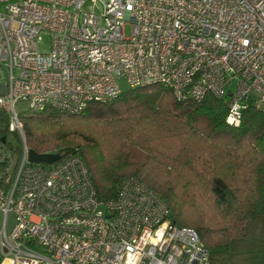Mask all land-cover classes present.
Masks as SVG:
<instances>
[{"label": "built area", "instance_id": "built-area-1", "mask_svg": "<svg viewBox=\"0 0 264 264\" xmlns=\"http://www.w3.org/2000/svg\"><path fill=\"white\" fill-rule=\"evenodd\" d=\"M0 68V108L22 139L17 158L0 146L5 264H211L197 232L170 220L140 178L101 199L80 156L29 162L15 103L78 113L121 94V78L200 102L236 79L225 104L238 125L245 99L264 111V0H0Z\"/></svg>", "mask_w": 264, "mask_h": 264}, {"label": "trees", "instance_id": "trees-1", "mask_svg": "<svg viewBox=\"0 0 264 264\" xmlns=\"http://www.w3.org/2000/svg\"><path fill=\"white\" fill-rule=\"evenodd\" d=\"M229 92L179 102L154 84L129 88L78 113L47 107L18 118L29 149L58 153L61 160L80 156L99 198H115L122 181L136 176L163 199L170 220L197 232L211 264H264V111L247 98L239 124H229ZM75 120L103 128L95 152L65 143L72 134L86 145L94 141L72 126ZM9 123L0 108V146L17 158L22 139ZM6 165L0 161V183L9 174Z\"/></svg>", "mask_w": 264, "mask_h": 264}, {"label": "rangeland", "instance_id": "rangeland-1", "mask_svg": "<svg viewBox=\"0 0 264 264\" xmlns=\"http://www.w3.org/2000/svg\"><path fill=\"white\" fill-rule=\"evenodd\" d=\"M125 33H126V35H128L129 34V30L126 29ZM47 47H48L47 36L43 34L42 40H41V42L39 44V48H40L41 51H44V50L47 49ZM5 78H6L5 71L0 68V80H4ZM235 80L236 79H234L232 81V83L229 85V90L234 88ZM118 84H119L121 92H126V91L129 90V86H128V84L126 83V81L123 78L118 79ZM15 108H16L17 112L20 113V114H25V113L29 112L28 107H27V103H25L23 101H17L15 103ZM72 126L75 127L78 130V132H87V133H89L91 135V138H90L89 141H92V139L94 141L92 142L93 146L92 145H86V142H84V140L81 139L79 137V135L72 134V135H70L69 140H67L65 142L69 146H72L75 149L76 148H82L83 150H87V151L92 153V152L96 151L94 146L96 147V145H99V146L102 145V133L103 132L99 131L101 129L103 130L102 127L93 125V123L91 121H87V120H75L73 122ZM7 139H8L9 142H12L14 144L15 138H14V134L13 133L9 132ZM104 144L105 143L103 142V145ZM60 161H62V160H60ZM1 222H2V218L0 216V225H1ZM10 228H11V223L8 225V229H10Z\"/></svg>", "mask_w": 264, "mask_h": 264}, {"label": "water", "instance_id": "water-1", "mask_svg": "<svg viewBox=\"0 0 264 264\" xmlns=\"http://www.w3.org/2000/svg\"><path fill=\"white\" fill-rule=\"evenodd\" d=\"M62 156L58 153L53 154H38L34 150H28V161L37 164H53L60 161Z\"/></svg>", "mask_w": 264, "mask_h": 264}, {"label": "crops", "instance_id": "crops-1", "mask_svg": "<svg viewBox=\"0 0 264 264\" xmlns=\"http://www.w3.org/2000/svg\"><path fill=\"white\" fill-rule=\"evenodd\" d=\"M0 216L2 218L1 212H0ZM12 221H13V218L10 216L8 225L11 223V226H12V224H13ZM8 225H7V232H9V230H10V229H8ZM1 227H2V222H1V225H0V229H1ZM0 264H5L4 257H3L1 252H0Z\"/></svg>", "mask_w": 264, "mask_h": 264}]
</instances>
